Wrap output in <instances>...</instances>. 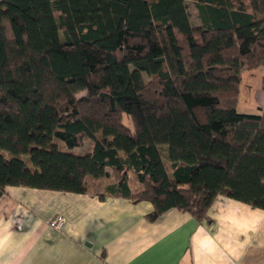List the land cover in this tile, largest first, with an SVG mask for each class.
<instances>
[{
	"label": "trees",
	"instance_id": "1",
	"mask_svg": "<svg viewBox=\"0 0 264 264\" xmlns=\"http://www.w3.org/2000/svg\"><path fill=\"white\" fill-rule=\"evenodd\" d=\"M262 65L264 0H0V197L111 172L152 222L219 196L264 211V108H235Z\"/></svg>",
	"mask_w": 264,
	"mask_h": 264
},
{
	"label": "crops",
	"instance_id": "2",
	"mask_svg": "<svg viewBox=\"0 0 264 264\" xmlns=\"http://www.w3.org/2000/svg\"><path fill=\"white\" fill-rule=\"evenodd\" d=\"M87 183L83 194L6 187L0 264H264L262 210L219 196L204 221L171 209L152 222L151 204L108 192L111 172Z\"/></svg>",
	"mask_w": 264,
	"mask_h": 264
},
{
	"label": "rangeland",
	"instance_id": "3",
	"mask_svg": "<svg viewBox=\"0 0 264 264\" xmlns=\"http://www.w3.org/2000/svg\"><path fill=\"white\" fill-rule=\"evenodd\" d=\"M188 11L193 24L197 23L196 12L192 3L188 2ZM236 110L241 114H258L264 108V65L253 71H243L239 86V96ZM122 122L128 128L132 123L125 115ZM90 148V142L86 141L81 148L75 149L77 153H84ZM164 151L166 150L165 147Z\"/></svg>",
	"mask_w": 264,
	"mask_h": 264
},
{
	"label": "built area",
	"instance_id": "4",
	"mask_svg": "<svg viewBox=\"0 0 264 264\" xmlns=\"http://www.w3.org/2000/svg\"><path fill=\"white\" fill-rule=\"evenodd\" d=\"M63 224H64V220L60 216H57L53 220L48 222V226L57 231L61 230V228L63 227Z\"/></svg>",
	"mask_w": 264,
	"mask_h": 264
}]
</instances>
